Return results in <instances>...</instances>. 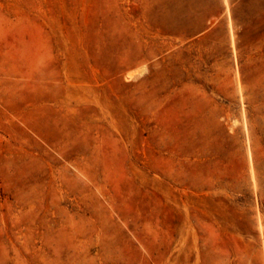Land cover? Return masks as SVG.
<instances>
[{
  "label": "rangeland",
  "instance_id": "1",
  "mask_svg": "<svg viewBox=\"0 0 264 264\" xmlns=\"http://www.w3.org/2000/svg\"><path fill=\"white\" fill-rule=\"evenodd\" d=\"M0 264H264V0H0Z\"/></svg>",
  "mask_w": 264,
  "mask_h": 264
}]
</instances>
